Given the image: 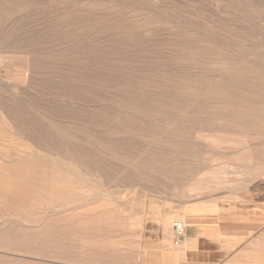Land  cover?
I'll list each match as a JSON object with an SVG mask.
<instances>
[{
    "label": "rangeland",
    "instance_id": "rangeland-1",
    "mask_svg": "<svg viewBox=\"0 0 264 264\" xmlns=\"http://www.w3.org/2000/svg\"><path fill=\"white\" fill-rule=\"evenodd\" d=\"M0 7V102L12 107L20 123L41 136L39 142L43 139L55 147L44 150L65 159L31 152L40 156L38 160L49 157L41 167L50 165L44 166L45 174L58 178L51 183L40 177L28 179L25 189L36 192L35 200L51 196L55 202L52 207L44 203L40 208L17 211L8 204L0 211V246L4 243V252L12 250L3 255L1 264H159L165 249L174 246L173 226L166 241L164 221L171 218V225L183 222L180 215L186 205L264 190V86L248 88L237 77L218 78L216 71L224 67L218 59L227 66L255 60L263 65L264 74V0H0ZM27 57H40L30 86L21 76ZM214 57L217 62L211 60ZM4 58L10 59L9 65L1 63ZM208 86L220 91L224 87L231 93L212 98L199 94L194 101L197 96L191 87L200 93L201 87ZM221 104L236 108L235 113L251 110L258 118L244 117L236 126L224 123L223 127L211 114ZM255 120L257 124H252ZM121 124L128 128L124 130ZM219 128L229 138L220 139L222 143L199 141L193 135L206 129L222 136ZM118 139L122 142L117 143ZM78 140L86 146L77 147ZM69 170H79L77 177ZM42 183L50 185L49 196ZM54 190H61L59 198Z\"/></svg>",
    "mask_w": 264,
    "mask_h": 264
},
{
    "label": "bare ground",
    "instance_id": "bare-ground-1",
    "mask_svg": "<svg viewBox=\"0 0 264 264\" xmlns=\"http://www.w3.org/2000/svg\"><path fill=\"white\" fill-rule=\"evenodd\" d=\"M48 1V0H47ZM91 1V0H90ZM114 1V0H113ZM50 3V2H49ZM67 4V3H66ZM54 5V4H53ZM119 5V4H118ZM3 8V7H2ZM9 8V7H8ZM22 8V7H21ZM40 8V7H39ZM38 8V9H39ZM56 8V7H55ZM67 8V7H66ZM0 9H1V7H0ZM6 8H3L2 9V11H4L5 12V15H7L8 13L6 12L7 11V9L5 10ZM65 9V8H64ZM128 9V8H127ZM1 11V10H0ZM3 12V13H4ZM9 12V11H8ZM26 12V11H25ZM4 15V16H5ZM2 16H3V14H2ZM6 17V16H5ZM3 19V18H2ZM73 20V19H72ZM95 20V19H94ZM40 21V20H39ZM34 24V23H33ZM75 24V23H74ZM16 26V25H15ZM30 26V25H29ZM82 26V25H81ZM18 27V26H17ZM35 27V26H34ZM13 28V27H12ZM28 28V27H27ZM33 28V27H32ZM29 29V28H28ZM89 30V29H88ZM87 30V31H88ZM33 31V30H32ZM37 31V30H36ZM37 33H39V32H37ZM88 33V32H87ZM27 34V33H26ZM34 34V33H33ZM77 34V33H76ZM86 34V33H85ZM104 34V33H103ZM4 35V34H3ZM14 37V36H13ZM87 37V36H86ZM31 38V37H30ZM43 38V37H42ZM147 39V38H146ZM71 42V41H70ZM85 42V41H84ZM75 43V42H74ZM74 43H73V45H74ZM145 44V43H144ZM86 46V45H85ZM95 46V45H94ZM74 47V46H73ZM80 47V46H79ZM82 47H83V45H82ZM81 47V48H82ZM105 47V46H104ZM74 49V48H73ZM107 49V48H106ZM105 49V50H106ZM241 49V48H240ZM59 50V49H58ZM251 50V49H250ZM31 51H32V49H31ZM68 51V50H67ZM71 51H72V48H71ZM73 51H75V50H73ZM73 51H72V53L71 54H73ZM252 51V50H251ZM256 51V50H255ZM263 51V50H262ZM32 52H34V51H32ZM56 52V51H55ZM76 52H77V50H76ZM133 53V52H132ZM37 54V53H36ZM39 54V56H40V53H38ZM69 54V53H68ZM70 54V55H71ZM74 54H75V52H74ZM248 53H246L245 55H247ZM86 55V54H85ZM88 55V54H87ZM104 55H107V54H104ZM36 56V55H35ZM66 56H68V55H66ZM82 56V55H81ZM109 56V55H108ZM129 56V55H128ZM242 56V55H241ZM38 57V56H37ZM74 57V56H73ZM75 57H76V55H75ZM88 57V56H87ZM103 56H101V58H102ZM124 57V56H123ZM253 57V59H256V58H258V57H256L255 56V58H254V55L252 56ZM251 57V58H252ZM36 58V57H35ZM79 58V57H78ZM110 58V57H109ZM153 58V57H152ZM242 58V57H241ZM244 58V57H243ZM242 58V59H243ZM37 59V58H36ZM39 59H40V57H39ZM39 59H37V60H39ZM69 59H70V57H69ZM74 59V58H73ZM82 59H84V58H82ZM103 60H105L104 58H102ZM216 57H214V59H211L212 61H216ZM242 59H240L239 58V60L241 61ZM3 60V62H1V63H3V65L4 64H8L9 65V63L8 62H10V61H8V60H10V59H2ZM6 60H7V62H6ZM37 60H34V59H32L31 57H27L26 59H25V62L23 63V66H22V74H21V76L22 77H24L25 79H26V81L28 82V85L30 84V85H32L31 84V81H33L34 80V73H35V62L37 61ZM85 60L87 61L88 59H86L85 58ZM89 60H91V59H89ZM106 60H107V62H108V59L106 58ZM128 60V59H127ZM217 61H219L220 62V64L222 65V66H224V67H218L217 68V70L216 71H218L220 74L219 75H217V77L218 78H220V79H223V78H226V77H232V78H235V77H237L244 85H246L248 88H253V87H255V86H257V85H259L260 87L261 86H264V74L263 73H261L262 72V70H260L261 68H262V66L260 67V65H257L258 64V62H257V64L255 63V60H254V62L252 61V62H248V64H244V60L241 62V63H238L237 61V63H234V64H231L230 66H227L225 63H224V61H221V59H218ZM216 61V62H217ZM235 61V60H234ZM234 61H232L231 60V62H234ZM248 61V60H247ZM259 61H261V60H259ZM39 63V62H38ZM44 63V62H43ZM73 63H75V62H73ZM87 63H88V61H87ZM262 63V62H261ZM11 64H12V62H11ZM13 64H14V62H13ZM41 64H42V62H41ZM69 64H71V63H69ZM236 64H238V66L236 65ZM264 64V63H263ZM68 65V64H67ZM75 65V64H74ZM73 64H72V66H74ZM77 65V64H76ZM105 65H108V64H105ZM104 65V66H105ZM129 65V64H128ZM236 65V66H235ZM131 66V65H130ZM64 67V66H63ZM77 67V66H76ZM90 67V66H89ZM260 67V68H259ZM14 68V67H13ZM73 69V68H72ZM88 69V68H87ZM66 70H69V69H66ZM63 71V70H62ZM70 71V70H69ZM75 71H76V68H75ZM77 72V71H76ZM90 72V71H89ZM88 72V73H89ZM92 73V72H91ZM259 73H261V75L259 74ZM206 75V74H205ZM203 76V75H202ZM206 76H208V75H206ZM128 77V76H127ZM204 77V76H203ZM208 77H210V76H208ZM216 77V78H217ZM207 78V77H206ZM207 79H209V78H207ZM94 80V79H93ZM91 81V80H90ZM89 81V82H90ZM28 85H26V86H28ZM29 85V86H30ZM23 86V85H22ZM74 86V85H73ZM90 86V85H89ZM89 86H88V88H89ZM258 86V87H259ZM183 87V86H182ZM22 88V87H21ZM184 88V87H183ZM92 88L90 87V89H89V91L91 90ZM133 89V88H132ZM181 89V88H180ZM221 89V88H220ZM220 89H215V88H213V87H201V89H200V93H199V91H197V90H195V89H192V87H191V90H192V93L194 94V95H196L197 97L196 98H194L193 100L194 101H197L198 100V98H200V96H199V94H201L202 96H208V97H213L214 95H220V94H222L223 95V97H225V95L226 94H229V93H231L230 92V90H228L227 88L226 89H224V87L222 88V90L220 91ZM93 90V89H92ZM262 90H263V88H262ZM51 91V90H50ZM96 91V89L94 90V92ZM91 92V91H90ZM132 92V91H131ZM93 93V92H92ZM59 94V93H58ZM132 94V93H131ZM90 95H92V94H90ZM93 95H95L94 93H93ZM95 96H97V94L95 95ZM100 96V95H99ZM178 97H180V96H178ZM177 97V98H178ZM221 97V96H220ZM57 98V97H56ZM94 98H96V97H94ZM120 98V97H119ZM151 98V97H150ZM264 98V97H263ZM29 99V98H28ZM71 99V98H70ZM92 99V98H91ZM93 100V99H92ZM95 100V99H94ZM117 100H119V99H117ZM117 100H115V101H117ZM151 100V99H150ZM179 100H180V98H179ZM80 101V100H79ZM96 101H97V99H96ZM154 100H152V102H153ZM264 101V100H263ZM82 102V101H81ZM94 102V101H93ZM150 102V101H149ZM94 103H96V102H94ZM93 103V104H94ZM209 103H210V101H209ZM263 103V102H262ZM92 104V103H91ZM92 104V105H93ZM129 104V103H128ZM142 104V103H141ZM151 104V103H150ZM171 104V103H170ZM264 104V103H263ZM89 105H90V103H89ZM95 105V104H94ZM99 105V104H98ZM133 105V104H132ZM145 105V104H144ZM147 105V104H146ZM191 105V104H190ZM260 105V104H259ZM262 105V104H261ZM60 106V105H59ZM68 106V105H67ZM129 106V105H128ZM141 106V105H140ZM139 106V107H140ZM150 106V105H149ZM152 106H153V104H152ZM151 106V107H152ZM183 106V105H182ZM133 107H134V105H133ZM142 107V106H141ZM144 107V106H143ZM179 107H181V106H179ZM184 107V106H183ZM182 107V108H183ZM188 107V106H187ZM186 107V108H187ZM194 107H196V106H194ZM215 108H213V111H212V115L214 116V115H216V122L213 120V122H215V123H217L218 125H221V126H223L224 127V123H227V124H230V123H233V124H235V126H236V124L237 123H241V121L244 119V117H246V118H248V117H251V116H254V114H256L255 112L253 113L251 110H244L242 113L241 112H236L235 113V110H236V108H230V109H228L227 107H224V104H221V105H215L214 106ZM91 108V107H90ZM129 108V107H128ZM132 108V107H131ZM147 108V107H146ZM149 108V107H148ZM137 109V108H136ZM149 109H152V108H149ZM206 109V108H205ZM263 109V108H262ZM261 109V110H262ZM129 110V109H128ZM132 110V109H131ZM131 110H130V112H131ZM140 110V109H139ZM142 110V109H141ZM155 110V109H154ZM177 110V109H176ZM194 110H195V108H194ZM260 110V109H259ZM43 111V110H42ZM95 111V110H94ZM149 111V110H148ZM148 111H146V112H148ZM263 111V110H262ZM18 112V111H17ZM111 112V111H110ZM129 112V111H128ZM142 112V111H141ZM145 112V113H146ZM152 112V111H151ZM150 112V113H151ZM180 112V111H179ZM183 112V111H182ZM185 112V111H184ZM189 112V115L191 114V112L190 111H188ZM194 112V111H193ZM50 113H51V111H50ZM91 113H92V110H91ZM94 114L96 113V112H93ZM112 113V112H111ZM135 113H137L136 112V110H135ZM143 113V112H142ZM172 113H173V111H172ZM116 114V113H115ZM115 114H113V115H115ZM138 114V113H137ZM151 114H153V113H151ZM156 114V113H155ZM227 114H231L232 115V118L231 119H229L228 117H227ZM25 115H26V113H25ZM143 115V114H142ZM149 116V115H148ZM173 116V115H172ZM177 116V115H176ZM191 116V115H190ZM261 116H262V114H261ZM18 116L16 115V113L14 112V110L12 109V107H10L7 103H5V104H2L1 102H0V154H1V157H0V169H3V170H5L8 166L10 167V168H7L9 171H7V172H1L0 173V211H3V208L4 207H6L8 204H10V205H13L16 209V211H17V209H20V208H22V209H32V208H36L37 206L39 207V205H40V207H43V205H44V203H48V204H50L49 205V207H52V203H53V198L51 199V196H49L50 194L49 193H51L52 191L50 190V187L48 188L47 186L49 185L48 183H51V182H53V180L57 177L56 175H50V178L49 177H47L48 175H46L45 174V170H43V168H47V167H44L45 165H43V167H41L42 166V163H46V160H47V158L48 159H50L49 157H47V158H45L47 155H49L50 157H53L54 155L52 154V152H51V150L50 151H48V150H44V149H55V147H50V146H47L46 144H45V141H38V139H40L41 138V136L39 137V135L37 134V132L36 131H34V129H31L30 128V125L29 126H27L24 122V125H23V123L21 122L20 123V120H18L19 119V117L17 118ZM76 117H78V116H76ZM91 117V116H90ZM93 117V116H92ZM99 117V116H98ZM110 117H112V116H110ZM141 117V116H140ZM143 117V116H142ZM141 117V118H142ZM159 117V116H158ZM175 117V116H174ZM173 117V118H174ZM193 117V116H192ZM254 117H256V116H254ZM253 117V118H254ZM263 117V116H262ZM141 118H139V119H141ZM152 118V117H151ZM172 118V119H173ZM256 118H258V117H256ZM21 119V118H20ZM78 119H80V118H78ZM96 119H97V117H96ZM112 119H114V118H112ZM143 119H144V117H143ZM146 119H148V118H146ZM150 119V118H149ZM178 119V118H177ZM184 119V118H183ZM182 119V120H183ZM93 120H94V118H93ZM115 120V119H114ZM117 120V119H116ZM119 120H120V117H119ZM185 120V119H184ZM72 121V120H71ZM74 121H77V120H75L74 119ZM96 121V123H97V120H95ZM113 121V120H112ZM111 121V122H112ZM138 121V120H137ZM139 121H141V120H139ZM144 122L143 123H145V120H143ZM148 121V120H147ZM186 121V120H185ZM185 121H183V122H185ZM193 121V120H192ZM191 121V122H192ZM195 121H197V120H195ZM195 121H193V122H195ZM78 122H80V120L78 121ZM77 122V123H78ZM94 122V121H93ZM100 122V121H99ZM108 122V121H107ZM116 122V121H115ZM123 122V121H122ZM181 122V121H180ZM187 122H188V120H187ZM192 122V123H193ZM76 123V122H75ZM76 123V124H77ZM92 123V122H91ZM125 123V122H124ZM134 122H132V124H133ZM136 123H138V122H136ZM142 123V122H141ZM201 123V122H200ZM206 123V122H205ZM81 124V123H80ZM108 124V123H107ZM112 124H115V123H112ZM125 124H127V123H125ZM195 124V123H194ZM202 124V123H201ZM247 124L248 125H250L248 122H247ZM252 124H257L256 123V120L254 121V122H252ZM69 125V124H68ZM94 125H96L95 123H94ZM119 125V124H118ZM118 125H116L115 127H117ZM121 125H123V129H124V124H121ZM120 125V126H121ZM128 125V124H127ZM179 125V124H178ZM177 125V126H178ZM186 125V124H185ZM197 125H199V124H197ZM207 125H208V123H207ZM79 126V125H78ZM119 126V127H120ZM135 126H136V124H135ZM138 126V125H137ZM234 126V127H235ZM252 126H254V125H252ZM42 127V126H41ZM94 128H95V126H93ZM92 126H91V128H93ZM114 127V126H113ZM126 127V126H125ZM149 127V126H148ZM179 127V126H178ZM181 127V126H180ZM264 127V126H263ZM75 128H76V125H75ZM78 128V127H77ZM92 129V130H95V129ZM126 128H128V127H126ZM152 128V127H151ZM151 128H149V130L150 131H152L153 130V128H152V130H151ZM190 128H191V126H190ZM192 128H193V126H192ZM194 128H195V125H194ZM193 128V129H194ZM196 128H198V126H196ZM195 128V129H196ZM53 129V128H52ZM114 129V128H113ZM117 130L119 129V128H116ZM130 129V128H129ZM182 129H183V127H182ZM204 129V128H203ZM213 129V128H212ZM259 129V128H258ZM81 130V129H80ZM79 130V131H80ZM90 130V129H89ZM100 130V129H99ZM125 130V129H124ZM219 130H220V132L222 133V136L221 135H219L218 136V134L216 135V133L217 132H219V131H210V130H200V131H198V132H196L195 134L193 133V135L195 136L196 135V137H197V139L199 140V141H201V140H212L213 142H216L215 140H218L220 143H222V141L220 140V139H229L227 136H224L225 134H226V130L225 129H220L219 128ZM249 130H251L252 131V129H249ZM249 130H247L248 132H249ZM262 130H264L263 128H262ZM77 131V130H76ZM107 131V130H106ZM137 131H139V128L137 129ZM190 131V130H189ZM80 132H82V131H80ZM120 132H121V130H120ZM129 132H130V130H129ZM233 132H235V131H233ZM242 132V131H241ZM248 132H247V134H248ZM114 133H117V132H114ZM124 133V132H123ZM123 133H121V134H123ZM126 133V132H125ZM131 133H133V132H131ZM144 133H146L145 131H144ZM159 133H162V132H159ZM243 133V132H242ZM252 133V132H251ZM264 133V132H263ZM41 134H42V132H41ZM72 134H73V132H72ZM76 134H77V132H76ZM120 134V133H119ZM127 134V133H126ZM146 134H149V133H146ZM183 134V133H182ZM190 134V133H189ZM192 134V133H191ZM75 135V134H74ZM94 135V134H93ZM130 135H132V134H130ZM150 135H152V133L150 134ZM150 135H146V136H150ZM154 135V134H153ZM156 135H158V134H156ZM163 135V134H162ZM232 135V134H231ZM249 135V134H248ZM45 135H43V137H44ZM64 137H66V135L64 134L63 135ZM79 136V135H78ZM143 136V135H142ZM145 136V137H146ZM159 136V135H158ZM173 136V135H172ZM179 136V135H178ZM177 136V137H178ZM95 137V136H94ZM116 137V136H115ZM114 137V138H115ZM119 136H117V138H118ZM150 137H152V136H150ZM167 137V136H166ZM170 137V136H169ZM188 137V136H187ZM254 137V136H253ZM50 138V137H49ZM67 138V137H66ZM71 137H69V139H70ZM117 138H116V140H117ZM120 138V137H119ZM124 139V137H122V135H121V139ZM130 138V137H129ZM132 138V137H131ZM131 138H130V140H131ZM154 138V137H153ZM153 138H152V140H153ZM173 138V137H172ZM185 138V137H184ZM193 138V137H192ZM237 138H241V137H237ZM44 139H46V137L44 138ZM61 139V138H60ZM69 139H67V140H69ZM80 139V138H79ZM126 139V138H125ZM146 139H147V137H146ZM145 139V140H146ZM181 139H183V138H181ZM232 139V138H231ZM243 139V138H242ZM55 140V139H54ZM58 140V139H57ZM64 140H65V138H64ZM72 140V139H71ZM76 140V139H75ZM94 140V139H93ZM109 140V139H108ZM115 140V139H114ZM127 140V139H126ZM129 140V139H128ZM129 140V141H130ZM141 140H142V138H141ZM140 140V141H141ZM151 140V139H150ZM154 140H156V138L154 139ZM171 140V139H170ZM169 140V141H170ZM184 141L186 140V139H183ZM189 140H190V138H189ZM193 140V139H192ZM48 141V140H47ZM70 141V140H69ZM68 141V143L69 144H71L70 142ZM74 141V140H73ZM73 141H72V144H73ZM110 141V140H109ZM125 141V140H124ZM124 141H123V143H124ZM133 141H135L134 139H133ZM146 141H148V139L146 140ZM166 141V140H165ZM168 141V142H169ZM231 141V140H230ZM62 142H63V140H62ZM76 142V141H75ZM74 142V143H75ZM118 142H122V141H119V139H118V141H117V143ZM125 142H127V141H125ZM137 142V141H136ZM156 142V141H155ZM161 142V141H160ZM171 142V141H170ZM175 142H177V141H175ZM180 142H182V141H180ZM218 142V143H219ZM237 142V141H236ZM55 142H53V144H54ZM59 143V142H58ZM57 143V144H58ZM67 143V142H66ZM123 143L122 144H119V145H123ZM134 143V142H133ZM140 143H144V142H140ZM148 143H149V141H148ZM152 143V142H151ZM162 143V142H161ZM164 143H166V142H164ZM64 144H65V142H64ZM63 144V145H64ZM94 144H95V142H94ZM112 145H114L113 144V141H112V143H111ZM131 144H132V141H131ZM130 144V145H131ZM135 144V143H134ZM145 144H146V142H145ZM56 145V144H55ZM54 145V146H55ZM58 145H60V144H58ZM88 145H91L90 143H88ZM127 145V144H126ZM51 146H53V145H51ZM71 146V145H70ZM73 146V145H72ZM72 146H71V148H72ZM77 147L79 146H86L85 145V143H80L79 142V140H78V143H77V145H76ZM222 146V145H221ZM223 146H225V145H223ZM227 146V145H226ZM230 146V145H229ZM238 146V148H240L239 147V145H237ZM58 147V146H57ZM62 147V146H61ZM60 147V148H61ZM123 147V146H122ZM250 147V146H249ZM249 147H247V148H249ZM59 148V147H58ZM63 148H65V147H63ZM74 148V147H73ZM72 148V149H73ZM235 148H236V146H235ZM74 149H76V148H74ZM216 149V148H215ZM33 150H37L39 153V155H42V152L43 153H47L46 154V156H44V158H42L41 160H38V156L39 155H37V157L35 156V153H34V155L31 153ZM61 150V149H60ZM64 150V149H63ZM82 150L83 149H81L80 151L82 152ZM45 151V152H44ZM67 150H65V152H66ZM79 151V150H78ZM144 151V150H143ZM242 151H243V149H242ZM62 152V151H61ZM76 153V152H75ZM83 153V152H82ZM143 153V152H142ZM145 153V152H144ZM55 154V153H54ZM63 154V153H62ZM66 154V153H65ZM59 155H60V157H58V156H54V157H58V158H60L61 159V154L59 153ZM68 155V154H67ZM85 155V154H84ZM139 155V154H138ZM137 155V156H138ZM246 155V154H245ZM16 157L17 159H16V161H10L9 160V158H11V157ZM43 156V155H42ZM64 156V155H63ZM79 156V155H78ZM40 157V156H39ZM139 157H141V153H140V156ZM79 158H80V156H79ZM85 158V157H84ZM138 158V157H137ZM45 159V160H44ZM68 159V158H67ZM66 159V160H67ZM76 159H78V158H76ZM59 160V159H58ZM58 160H55V161H57L58 162ZM62 160V159H61ZM63 160L65 161V159L63 158ZM62 160V161H63ZM85 160V159H84ZM53 161V160H52ZM51 161V162H52ZM61 161V162H62ZM63 161V162H64ZM81 161V160H80ZM49 161H47V163H48ZM49 163V164H51L52 165V163ZM67 162H70V161H67ZM56 163V162H55ZM82 163V162H81ZM69 164V163H68ZM72 164V163H71ZM73 164H75V163H73ZM54 165V164H53ZM64 165V164H63ZM262 165V164H261ZM40 167V170H39V168L37 169V167ZM46 166H49L50 167V165H46ZM58 166H60L59 165V163H57V166L56 167H58ZM74 166V165H73ZM75 166H76V164H75ZM34 167H36V168H34ZM49 167H48V169H49ZM77 167V166H76ZM232 166H230V168H231ZM63 168V167H62ZM61 168V169H62ZM80 168V167H79ZM264 168V167H263ZM6 169V170H7ZM68 169V168H67ZM77 169H78V167H77ZM64 170H65V168H64ZM219 170V169H218ZM55 171V170H54ZM57 171H59V170H57ZM68 171V170H67ZM77 171V170H76ZM79 171V170H78ZM78 171L77 172H74V170H73V172L76 174V177H77V175H78ZM213 171H215V170H213ZM222 171V170H221ZM226 171V170H225ZM69 172H71V174L73 173L72 172V170H69ZM260 172H261V170H260ZM47 173V172H46ZM49 173V172H48ZM73 173V174H74ZM82 173V172H81ZM80 172H79V175L81 174ZM221 173H223V172H221ZM228 173V172H227ZM241 173V172H240ZM215 174H218V172L216 171L215 172ZM214 174V175H215ZM60 175H62V173L60 174ZM82 175V174H81ZM229 175V174H228ZM237 175V174H236ZM243 175H245V174H243ZM258 175V174H257ZM219 176V175H218ZM241 176V175H240ZM259 176V175H258ZM38 177H40V179H41V181L43 182V180L45 181V182H48L47 184L48 185H46L45 186V184H43L42 183V187H43V185H44V188H45V192H46V196H49V197H45V196H42L43 197V199H40L39 201L38 200H35V199H33V197H32V195L33 194H35L36 192H34V191H31V189L30 190H27V189H25L26 188V186H28L27 184H26V180H30V181H32V180H35V179H37ZM62 177V176H61ZM60 177V178H61ZM79 177V176H78ZM202 177V176H201ZM237 177V176H236ZM244 176H242V178H243ZM54 178V179H53ZM58 178V177H57ZM66 178V177H65ZM207 178V177H206ZM205 178V179H206ZM220 178V177H219ZM224 178V177H223ZM249 178V177H248ZM262 178V177H261ZM51 179H53L52 181H51ZM64 180V179H63ZM68 180V179H67ZM71 180V179H70ZM248 180V179H247ZM26 181V182H25ZM51 181V182H50ZM205 181V180H204ZM209 181V180H208ZM207 181V182H208ZM211 181V180H210ZM209 181V182H210ZM239 181V180H238ZM255 181V180H254ZM197 182V181H196ZM248 182H249V180H248ZM256 182V181H255ZM56 183V182H55ZM55 183H53V184H55ZM75 183V182H74ZM239 183V182H238ZM237 183V184H238ZM242 183V182H241ZM246 183V182H245ZM202 184V183H201ZM209 184V183H208ZM207 184V185H208ZM240 184V183H239ZM238 184V185H239ZM216 185H217V183H216ZM32 186V185H31ZM50 186V185H49ZM218 186V185H217ZM220 186V185H219ZM222 186H225V187H227V184L226 185H222ZM33 187V186H32ZM35 188H36V186H35ZM43 188V189H44ZM188 188V187H187ZM186 188V189H187ZM56 189V188H55ZM58 189V188H57ZM71 189L72 190H74V188H72L71 187ZM78 188L76 187V190H77ZM81 189V188H80ZM198 189V188H197ZM210 189V188H209ZM212 189V188H211ZM36 190V189H35ZM40 190V189H39ZM62 190V189H61ZM61 190H54V192H56V193H58V194H56L55 196H57V198H59V193L61 192ZM66 190V189H65ZM196 190V189H195ZM201 190H203V189H201ZM217 190V189H216ZM234 190V189H233ZM37 191H38V189H37ZM41 191V190H40ZM63 191V190H62ZM189 191V190H188ZM193 191H194V189H193ZM193 191H192V193H193ZM207 191V190H206ZM74 192V191H73ZM72 192V193H73ZM76 192V191H75ZM190 192V191H189ZM188 192V193H189ZM196 192H198V191H196ZM215 192V191H214ZM44 193V192H43ZM63 193V192H62ZM175 193H177V192H175ZM213 193V192H212ZM38 194V193H37ZM49 194V195H48ZM66 194V193H65ZM70 194V193H69ZM187 194V193H186ZM185 194V195H186ZM194 194V193H193ZM205 194V193H204ZM60 195H61V193H60ZM123 195V194H122ZM181 195V194H180ZM189 195H191V194H189ZM71 196V195H70ZM183 196V195H182ZM195 196V195H194ZM64 197V196H63ZM187 197V196H186ZM196 197V196H195ZM40 198V197H39ZM65 199V198H64ZM217 200V199H216ZM55 202V201H54ZM56 202H58V201H56ZM73 202V201H72ZM216 202V201H215ZM55 204V203H54ZM59 204V203H58ZM67 204V203H66ZM215 204V203H214ZM56 205V204H55ZM61 205V204H60ZM64 205V204H63ZM62 205V206H63ZM69 206V205H68ZM39 207V208H40ZM47 207V206H46ZM58 207H60V209H63V207L61 208V206H58ZM57 207V208H58ZM99 207H101V206H99ZM38 209V208H37ZM4 210H5V208H4ZM98 210V209H97ZM9 211V210H8ZM21 211V210H20ZM34 211V210H33ZM38 211H39V209H38ZM99 211V210H98ZM104 211H105V209H104ZM177 211V210H176ZM43 211H41V209H40V213H42ZM175 212V211H174ZM182 212V211H181ZM4 213V212H3ZM23 213V212H22ZM25 213H27L26 211H25ZM39 213V212H38ZM37 213V214H38ZM67 213V212H66ZM115 213V212H114ZM172 213V212H171ZM2 214V213H1ZM17 214V213H16ZM27 214H29V213H27ZM82 214V213H81ZM95 214H97L96 213V211H95ZM174 214V213H173ZM172 214V215H173ZM2 215H4V214H2ZM20 215V214H19ZM19 215H17L18 217H19ZM22 215V214H21ZM104 215V214H103ZM169 215V214H168ZM167 215V216H168ZM5 216H6V214H5ZM38 216H39V214H38ZM41 216L42 215H40V219H41ZM44 216V215H43ZM60 216V215H59ZM76 216V215H75ZM107 216V215H106ZM139 216H141V215H139ZM175 216V215H174ZM8 217H9V215H8ZM17 217V218H18ZM27 217V216H26ZM81 217V216H80ZM16 218V219H17ZM23 218V217H22ZM103 218V217H102ZM111 218V217H110ZM140 218V217H139ZM166 218V217H165ZM2 219V218H1ZM4 219V218H3ZM39 218H38V220L39 221H42V220H40ZM43 219V218H42ZM104 219V218H103ZM143 219H145V218H143ZM162 219V218H161ZM164 219V218H163ZM23 220H25V219H23ZM28 220V219H27ZM26 220V221H27ZM63 220V219H62ZM70 220V219H69ZM112 220V219H111ZM141 220V219H140ZM21 221V220H20ZM32 221H33V219H32ZM32 221H30V223L32 222ZM64 221L65 220H63V222L61 223V224H63L64 223ZM108 221V220H107ZM17 222V221H16ZM33 222H36V220L34 219V221ZM59 222V221H58ZM165 222V233H166V236H167V238H166V241H168L169 239H170V235H171V232H170V230H171V226H173V225H171L172 224V219L171 218H168L166 221H164ZM182 222V221H181ZM6 223V222H5ZM11 223V222H10ZM19 223V222H18ZM37 224H38V222H36ZM36 223H33V224H35L36 225ZM109 223H111V222H109ZM121 223V222H120ZM124 223V222H123ZM40 224V223H39ZM58 224H60V223H58ZM69 224V223H68ZM94 224V223H93ZM119 224V223H118ZM132 224V223H131ZM130 224V225H131ZM141 224H142V222H141ZM100 225V224H99ZM102 225H104V224H102ZM123 225V224H122ZM122 225H120V226H122ZM134 225V224H133ZM21 226H23V225H21ZM27 226V225H26ZM51 226H53V225H51ZM77 226V225H76ZM108 226V225H107ZM110 226V225H109ZM142 226V225H141ZM12 227H13V225H12ZM28 227V226H27ZM45 227V226H44ZM49 227H50V224H49ZM60 227V226H59ZM139 227V226H138ZM143 227V226H142ZM30 228V227H29ZM31 228H32V225H31ZM51 228V227H50ZM54 228H55V226H54ZM70 228V227H69ZM68 228V229H69ZM76 228V227H75ZM102 228V227H101ZM9 229V228H8ZM26 229V228H25ZM28 229V228H27ZM34 229V228H33ZM32 229V230H33ZM140 229V228H139ZM3 230V229H2ZM53 230V229H52ZM58 230V229H57ZM60 230V229H59ZM70 230H71V228H70ZM38 231V230H37ZM36 231V232H37ZM75 231V230H74ZM14 232V231H13ZM28 232V231H27ZM39 232V231H38ZM4 233V232H3ZM15 234V233H14ZM20 234V233H19ZM23 234V233H22ZM5 235H7V234H5ZM13 236V235H12ZM58 236V235H57ZM64 236V235H63ZM174 236V235H173ZM7 237V236H6ZM55 237V236H54ZM65 237V236H64ZM169 237V238H168ZM2 238H3V235H2ZM2 238H0V239H2ZM4 238H5V236H4ZM59 238V237H58ZM34 239V238H33ZM12 240V239H11ZM51 240V239H50ZM54 240V239H53ZM56 240V239H55ZM58 240H60V239H58ZM55 242V241H54ZM42 243H44V242H42ZM4 244V243H3ZM2 244V245H3ZM13 244V243H12ZM130 244V243H129ZM2 245L0 246L1 248H2ZM5 245H6V243H5ZM4 245V246H5ZM84 245V244H83ZM9 246V245H8ZM85 246V245H84ZM55 247V246H54ZM68 247V246H67ZM13 248V247H12ZM38 248H40L39 246H38ZM37 248V249H38ZM56 248V247H55ZM3 249V250H2ZM1 249V251H0V259H3V258H5V254H7L6 252H10V251H12V250H9V251H6V252H4V249H6L5 247L4 248H2ZM8 249H9V247H8ZM17 249V248H16ZM15 249V250H16ZM36 249V248H35ZM30 250V249H29ZM54 250V249H53ZM56 250V249H55ZM66 250V249H65ZM64 250V251H65ZM135 250V249H134ZM144 250V249H143ZM14 251V250H13ZM103 252V251H102ZM11 253V252H10ZM17 253H18V251H17ZM26 253H27V251H26ZM65 253V252H64ZM63 253V254H64ZM96 253V252H95ZM20 254V253H19ZM25 254V253H24ZM3 255H5V256H3ZM8 255V254H7ZM14 255V254H13ZM17 255V254H16ZM65 255V254H64ZM63 255V256H64ZM17 256H19V255H17ZM24 256V255H23ZM54 256H56V255H54ZM62 256V255H61ZM8 257V256H7ZM9 257H10V255H9ZM20 257V256H19ZM18 257V258H19ZM25 257V256H24ZM48 257V256H47ZM17 258V257H16ZM17 258V259H18ZM7 259H11V258H7ZM14 259V258H13ZM5 260V259H4ZM29 260V259H28ZM36 260V259H35ZM41 260V259H40ZM44 260V259H43ZM7 261H9V260H7ZM30 261V260H29ZM32 261H34V260H32ZM46 261H49V260H46ZM3 262V261H2ZM13 262H15L14 260H13ZM8 263V262H7ZM18 263H19V261H18ZM35 263H36V261H35ZM56 263V262H55ZM0 264H1V262H0ZM65 264V263H64Z\"/></svg>",
    "mask_w": 264,
    "mask_h": 264
},
{
    "label": "crops",
    "instance_id": "crops-1",
    "mask_svg": "<svg viewBox=\"0 0 264 264\" xmlns=\"http://www.w3.org/2000/svg\"><path fill=\"white\" fill-rule=\"evenodd\" d=\"M180 216L185 237L159 264H264V190L193 202Z\"/></svg>",
    "mask_w": 264,
    "mask_h": 264
},
{
    "label": "built area",
    "instance_id": "built-area-1",
    "mask_svg": "<svg viewBox=\"0 0 264 264\" xmlns=\"http://www.w3.org/2000/svg\"><path fill=\"white\" fill-rule=\"evenodd\" d=\"M174 232V246L178 247L185 237V224L184 222H175L173 225Z\"/></svg>",
    "mask_w": 264,
    "mask_h": 264
}]
</instances>
